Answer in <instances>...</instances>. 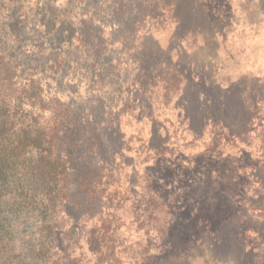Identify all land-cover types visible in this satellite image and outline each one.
Returning <instances> with one entry per match:
<instances>
[{
	"label": "trees",
	"instance_id": "obj_1",
	"mask_svg": "<svg viewBox=\"0 0 264 264\" xmlns=\"http://www.w3.org/2000/svg\"><path fill=\"white\" fill-rule=\"evenodd\" d=\"M88 1L0 0V60L31 78L14 99L0 101V264H81V258L69 253L56 257L65 230L77 235L83 216L93 221L87 230L92 264H186L156 251L183 228L191 231L189 240L196 244L220 254L241 250L243 264H257L248 246L253 235L264 240V231L258 232L246 210L239 215L225 212L220 218L204 208L192 211L194 216L182 212L187 223L178 228L168 222L174 202L158 200L151 182L141 192L133 176L122 178L118 164L137 153L153 177L157 171L160 177L179 180L184 169L198 165V158L209 169L225 172L226 161L232 159L228 149L242 156L253 147L256 120L263 139L264 84L257 80L254 88H224L195 62L184 64L187 51L175 57L156 53L153 65L142 68L139 57L118 55L115 46L121 42L113 33L97 32L86 10ZM181 2L189 4L192 17L180 15ZM105 4L110 19L119 24L116 32L125 35L133 16L153 23L164 15L177 20L179 30L189 25L185 31L191 36L217 38L222 24L219 17H206L201 0ZM76 83L83 85L84 94L72 93ZM156 87L164 92L158 108L143 96ZM97 99V108H91ZM123 123L135 129L126 140ZM179 141L183 147L187 141L203 149H192L184 158ZM68 143L77 145V151L69 152ZM263 145L264 139L258 151ZM93 148L101 165L88 162L85 168L79 160L92 155ZM248 155L234 164L227 187L245 188L247 183L252 188L254 179L264 187ZM81 196L82 212L77 208ZM62 211L67 219L63 223ZM261 221L264 225V217Z\"/></svg>",
	"mask_w": 264,
	"mask_h": 264
},
{
	"label": "rangeland",
	"instance_id": "obj_2",
	"mask_svg": "<svg viewBox=\"0 0 264 264\" xmlns=\"http://www.w3.org/2000/svg\"><path fill=\"white\" fill-rule=\"evenodd\" d=\"M105 1L91 0V2L88 1L87 3L86 10L95 21V29L100 34L106 33L109 35L113 33L117 37V43L121 42L120 44H115L118 55L126 58L130 56L131 58L129 59H132L133 56L139 57L140 67L148 69L151 64L153 65V57H155L156 53L158 57L161 54H171L175 57L177 53L180 54L187 51L183 63L195 62L199 66L198 68L206 70L207 76L217 85L227 88L230 85L239 84L254 88V84L258 81L264 84V0H201L202 10L207 18L209 17L213 20L219 17L222 20V24L219 26L220 30L217 29V38L208 35L191 36L185 31V29H191L189 25H183L184 28L179 30L177 20L175 22V20L164 15L153 23H150L149 20H145L146 22L144 20L139 21L137 17L133 16L131 21L127 23V34H121L116 32L119 24L115 25L114 21L110 19L107 11L108 4L106 5ZM179 5L181 16H193L189 11V4L181 2ZM130 23H133V25L129 26ZM119 31L124 32L122 29ZM129 32H132L133 35L130 36ZM105 36L108 38L107 35ZM110 41H107V43ZM1 61L0 101L4 97L14 99V96L18 95L21 89H25L26 85L30 83L29 80L31 78L27 77L28 72L13 70L14 66H11L10 63L9 65L6 64L8 65L6 66ZM9 67H12L11 70L13 71L9 72ZM35 77L36 80L39 76ZM160 81L156 79L155 83H160ZM73 86L75 88L72 90L73 94H84L83 85L80 86L76 83ZM153 89H155L153 94L149 92L144 93L143 96L151 98L155 107L158 108L159 101L164 100V92L162 90L159 91V87ZM251 91L253 92V90ZM251 91L249 92L251 93ZM98 101L99 99L93 101L91 108H97ZM40 109L38 108V110ZM256 121L254 122L255 131L251 132L253 147L248 148L247 152L250 155L246 159L250 158L254 162V167L257 165L258 179H264V145L262 146V152L258 151L257 147V145L260 146L264 136L263 139H260L262 137L261 130L257 127L260 121ZM121 130L122 133L127 135L124 137V140H126L128 135H130V131L135 129L129 127V124L123 123ZM169 133L170 128L168 130ZM177 143L180 146L179 151L185 153L183 155L184 158H187L189 153H193L191 152L192 149L194 153L203 149L201 145H198L197 148L194 145H187V141L183 143L184 147L181 141ZM137 146L138 143L134 147ZM75 147L74 143L66 144V149L71 153L77 151ZM79 149H83V145L79 144ZM95 152L93 148L92 155H87L88 158L82 161L79 160V163H82L85 168L89 163H99L101 165V157ZM247 152L241 156L242 153L238 155L236 150L228 149L226 154L230 155L229 158L232 159L226 161L228 162L227 167L223 168L225 172L209 169L198 158L195 162L198 165L191 169H184L183 173L181 172L179 175L181 177L179 180L160 177L157 171L153 172L154 177L151 176L146 172L148 164L144 162L143 155H138L137 153H130L132 157L128 159L126 155V164L121 161L118 165L122 178L126 177L128 179V176H133L135 184L141 192L146 191L147 185L151 182V186L155 187L152 192L158 200H165L166 204H169L170 201L174 202L175 206L172 208L174 210L170 212L168 222L170 220L172 225L178 228H182L181 224L183 222L187 223V216L182 215V212L184 214L189 212L191 216H194L195 214L192 211L204 208L203 210L212 217L220 218L224 216H221L222 213L229 212L232 215H239L240 210L244 209L259 232L260 230L264 231V225L261 223V218L264 217V187L260 186L257 179H254L252 188H249L247 183L245 188H240V186L227 187L233 178L231 175L234 173V164L237 165V160L246 156ZM105 161L104 165H106ZM193 161H189V163ZM128 164L130 166L124 168ZM184 165L189 164L186 162ZM133 169H136L135 173ZM243 198H246L245 206L240 209L239 205H242ZM83 202L84 199L81 196L77 201V208L81 212V205L79 206L78 204ZM83 217L78 220L81 223L79 224L80 228L77 235L65 230L62 236L65 242L56 258L59 256L63 257L65 253H69L73 258H81V264L94 263L87 249V230L93 221L83 219ZM60 219L62 223L67 221L63 216V211ZM67 225L71 227V223H67ZM191 235V231L188 229L177 230V236L169 238L156 251L159 254L165 253L167 257H171L173 260L185 259L183 261L186 264H243L241 260L243 253L241 250L233 249L228 253L220 254V252L211 251L209 247L190 241ZM66 245L69 246L67 252H65ZM246 249L247 245H245ZM248 249L253 251L254 256L257 258V264H264L262 260L263 254L261 253L264 252V240L262 238L257 239L253 235V243L249 244ZM152 262L153 264L156 263V261Z\"/></svg>",
	"mask_w": 264,
	"mask_h": 264
}]
</instances>
